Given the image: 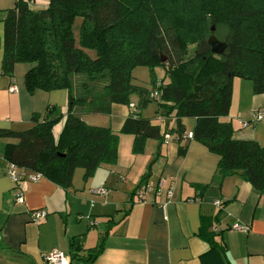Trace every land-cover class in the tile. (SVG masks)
Returning <instances> with one entry per match:
<instances>
[{
	"label": "trees",
	"instance_id": "16d2710c",
	"mask_svg": "<svg viewBox=\"0 0 264 264\" xmlns=\"http://www.w3.org/2000/svg\"><path fill=\"white\" fill-rule=\"evenodd\" d=\"M29 4L30 0H17L14 8L6 11L2 73L12 76L17 64H27L24 83L29 93L64 89L68 103L65 115H53L48 109L43 119L34 116L28 129L6 132L18 141L6 146L8 162L40 173L64 189L71 187L77 168L83 169L87 180L101 165L115 164L118 135L110 127L87 125L77 110L109 115L114 104L128 106L131 92L139 93L141 106H145L148 92L131 85L132 70L159 65L166 68L168 82L153 87L165 107V120H175L176 127L162 131L135 110L121 128L123 134L133 136V152L140 153L147 139L164 143L168 134L175 135L179 143L195 140L219 156L220 175L240 174L264 192V146L235 139L232 123L226 120L233 78L251 80L253 93L264 94V0H47L40 11ZM209 22L221 23L228 30L221 55L212 54L207 44ZM169 45L176 59L170 55ZM187 45L196 46L193 69L177 73L172 67L182 66L179 61ZM162 54H167L164 62L160 61ZM52 56L59 71H51ZM79 73L91 80L97 75L106 78L101 99L76 96L70 76ZM61 117L64 126L55 139L53 127ZM183 117L196 121L192 139L182 140ZM185 150L179 149L178 154ZM147 177L143 175L130 194V206ZM128 211L124 210V215ZM103 241L102 237L86 258H78V242L72 239L70 264H90L103 250ZM199 259L201 264H228L224 249L215 243Z\"/></svg>",
	"mask_w": 264,
	"mask_h": 264
},
{
	"label": "crops",
	"instance_id": "0c3cea01",
	"mask_svg": "<svg viewBox=\"0 0 264 264\" xmlns=\"http://www.w3.org/2000/svg\"><path fill=\"white\" fill-rule=\"evenodd\" d=\"M16 2L0 0V264H45L43 256L52 249L69 255L72 239L78 242L77 257L86 258L102 237L103 250L90 264H201L199 257L211 243L224 249L228 264H264V192L240 174L220 175L219 156L195 140L179 143L173 134L167 144L145 140L140 153L132 150L133 136L122 137L127 151L115 164L101 165L87 180L77 168L68 189L44 177L37 182L24 179L19 184L23 203H15L5 151L18 141L5 133L28 129L33 117L43 119L48 109L65 115L68 103L64 89L29 93L24 83L27 64H17L12 76L2 73L3 21ZM46 3L30 0L29 6L40 11ZM237 84L241 92L244 85ZM245 91L234 92L232 104L240 103L235 111L246 120L233 118L231 109L226 120L236 122L235 139L264 146V122L246 128L239 124L249 121L254 110L264 109V94L244 96L248 85ZM110 113L119 121L130 115L119 105H112ZM103 115L77 110L87 125L107 128L110 121ZM54 129L55 138L59 128ZM146 174L145 199L138 203L135 194L130 206V194ZM102 187L109 191L107 196L95 192ZM34 210H45L46 219L31 222L29 212ZM235 225L243 230L233 229Z\"/></svg>",
	"mask_w": 264,
	"mask_h": 264
},
{
	"label": "rangeland",
	"instance_id": "374dc122",
	"mask_svg": "<svg viewBox=\"0 0 264 264\" xmlns=\"http://www.w3.org/2000/svg\"><path fill=\"white\" fill-rule=\"evenodd\" d=\"M47 6V3L46 5ZM208 33L206 35V39L209 38L210 35H214L219 41H225L226 38V34L228 32L227 28L225 27V25L218 23V24H212L211 22L208 23ZM214 27V31L211 32L210 28ZM169 53L170 55H172L174 57V59H176L175 57V52L173 51L172 46L169 45ZM195 51H196V46L195 45H187L185 47V52L184 54L181 56L179 63L182 64V66L177 65V66H173L172 69L174 71H176L177 73H180L181 70L188 68V71H191L193 69V66H191L194 61L193 57L195 55ZM49 54H54L53 50H49L48 51ZM162 58L165 59V61L167 60V54H162ZM50 63L49 65H51L52 69L51 71H59L57 69V60L52 56L50 58ZM168 64V63H166ZM54 68V69H53ZM166 74V68L164 66H154L152 68H148V67H136L135 69L132 70V77H133V81H131V85L135 86V83H137L136 85L140 86L141 88H143L144 90H147L148 92V99L149 101L146 102L145 106H141L142 104V97H140L139 93L137 92H131L127 95L128 98V106H124V105H119V106H123L126 107L129 110L130 115H132V112L135 109L137 110L138 114L140 117L142 118H146L148 120H150V122L154 125H158L162 128V131L164 130L165 127L170 128H175L176 127V121L173 119H166V110L165 107L161 106L159 103V100L150 98V94L151 91L154 90L155 88H157V85L159 84L160 81H163L165 83L168 82V78H166L165 76ZM96 79L95 80H91L88 78V76L85 73H79L76 75H71L70 76V84L72 86V89H74V93L76 94L77 97H85L87 99H91V97H96L97 99H101L100 97L104 96V86L107 83L106 78L101 77L100 75L95 76ZM233 80H235V84L233 83L232 85V96H231V105L229 110H232V117L233 118H239L241 120H246L244 119V117L242 115H240L239 112L235 111V109L238 107H240V103L239 102H234L232 104V97H233V93L234 92H238V93H244L245 91V85H248V94L246 93V95L244 94V96H248V97H252L253 94V89H252V82L251 80L245 79V78H241L239 76H236L235 78H233ZM240 81V82H238ZM237 83H241V85H244V89L240 92L239 88H238V84ZM156 85L155 88L153 87V85ZM115 105V104H114ZM62 111H59V113H61ZM64 114V113H62ZM236 114V116H235ZM113 116V115H112ZM111 113L109 115H103L102 117H104L106 119V121H110V125L109 126L111 128V130H114V133H116L119 137V146H118V156L125 154V152L127 151V147H125V144H123V140L122 142H120L122 139V137H130L129 135L125 136L126 134H123L121 132V128L123 125L124 121H119L117 119H115V117H112ZM133 116V115H132ZM162 117L164 120L160 121L158 118ZM100 117V116H99ZM161 118V119H162ZM235 120V119H234ZM64 122H65V118L61 117L57 123H55L53 129H54V133L55 130L58 131L57 133H55V139H57L63 129L64 126ZM181 124L184 127V132L185 133H190L193 131L194 127H195V119L194 118H187V117H183L180 119ZM232 125L233 128L235 129L236 126V122L232 120ZM131 138V137H130ZM126 158V157H123ZM83 171L82 169H77V171Z\"/></svg>",
	"mask_w": 264,
	"mask_h": 264
},
{
	"label": "built area",
	"instance_id": "2783aa9c",
	"mask_svg": "<svg viewBox=\"0 0 264 264\" xmlns=\"http://www.w3.org/2000/svg\"><path fill=\"white\" fill-rule=\"evenodd\" d=\"M150 98L158 100L159 99L158 91L152 90L150 94ZM135 110L136 109L134 107L133 112H135ZM158 119L160 120L161 118L159 117ZM257 122H264V109L254 110L253 113L251 114V118L249 121H240L239 124L241 125V127L246 128L249 127L251 124ZM189 139H192V133H184L182 135V140H189ZM170 140H172V136H170L169 134L165 135L164 142L167 144ZM6 175L9 177L13 185H15L14 187L16 189L15 203L17 204L23 203V193L19 186L20 182L23 181L24 179H27L31 182H37L42 177L40 173L26 170L10 162H8L6 167ZM147 190H148V185H143L138 189L136 193L138 203H142L144 201L145 192ZM95 192L103 196H107L109 193V191L103 187L97 189ZM171 195H172V191L170 190L168 192V197L170 198ZM46 217H47V212L45 210H34L29 212V219L31 222L35 224H39L43 222L46 219ZM78 219L79 220L82 219V216H78ZM233 229L243 230V227L241 225H235ZM43 261L45 262V264H70V257L69 255H66L59 250L52 249L48 253L44 254Z\"/></svg>",
	"mask_w": 264,
	"mask_h": 264
},
{
	"label": "water",
	"instance_id": "95a60500",
	"mask_svg": "<svg viewBox=\"0 0 264 264\" xmlns=\"http://www.w3.org/2000/svg\"><path fill=\"white\" fill-rule=\"evenodd\" d=\"M214 31V27L211 28V32ZM207 44L210 46V51L214 55H221L226 49V43L219 41L213 34L207 39ZM161 62H164L165 59L161 58Z\"/></svg>",
	"mask_w": 264,
	"mask_h": 264
}]
</instances>
